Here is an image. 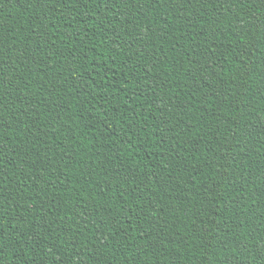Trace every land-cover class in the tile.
Wrapping results in <instances>:
<instances>
[{"label":"trees","instance_id":"1","mask_svg":"<svg viewBox=\"0 0 264 264\" xmlns=\"http://www.w3.org/2000/svg\"><path fill=\"white\" fill-rule=\"evenodd\" d=\"M0 264H264V0H0Z\"/></svg>","mask_w":264,"mask_h":264}]
</instances>
